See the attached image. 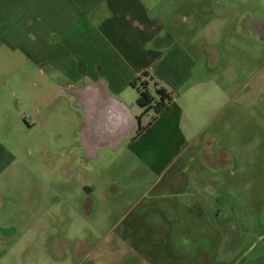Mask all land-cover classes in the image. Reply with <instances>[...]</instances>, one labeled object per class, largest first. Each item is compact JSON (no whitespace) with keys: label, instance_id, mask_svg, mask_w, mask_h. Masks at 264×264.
I'll return each mask as SVG.
<instances>
[{"label":"rangeland","instance_id":"obj_1","mask_svg":"<svg viewBox=\"0 0 264 264\" xmlns=\"http://www.w3.org/2000/svg\"><path fill=\"white\" fill-rule=\"evenodd\" d=\"M243 1L234 0L236 18H212L209 6L199 8L186 1L182 17L187 18L180 27L187 37L178 41L203 64L204 77L217 85L231 80V90L216 100L204 90L200 93L207 100L197 104L195 122L206 128L198 136L195 152L185 157L184 162L195 153L187 183L181 188L177 183L170 190H156L167 198L146 199L139 206L143 188L132 193L125 192L122 184L116 185L123 170L119 175V170L100 167V172L110 173L90 174L81 151H62L72 141V134L67 135L64 128L71 131L67 101L60 100L65 108L53 120L57 128L41 124L35 116L36 101L44 90L40 72L24 65L23 56L5 58L7 48L0 37V163L8 165L0 172V264H135L155 260L165 264L164 256L183 253L177 244L184 240L176 237L174 229L187 220L196 222L199 216L207 220L201 204L218 211L228 229L202 230L206 264H223L216 261L221 254L264 255V38H251L248 29L250 21L264 24V18H240L247 10L264 13V0L259 5L257 0ZM27 122L37 125L26 127ZM78 123L75 118V127ZM108 154L101 153L98 162ZM66 161L72 165L52 176L57 165ZM75 171L94 194L82 191L76 178L72 182ZM52 178L69 181L73 192L52 191ZM201 190L207 192L204 201L194 196ZM160 203L165 204L163 211ZM165 225L172 230L176 246L168 247L169 241L165 245L162 237L154 235Z\"/></svg>","mask_w":264,"mask_h":264},{"label":"crops","instance_id":"obj_2","mask_svg":"<svg viewBox=\"0 0 264 264\" xmlns=\"http://www.w3.org/2000/svg\"><path fill=\"white\" fill-rule=\"evenodd\" d=\"M162 1L164 5L157 0H0V37L7 48L5 58L18 54L25 58L24 65L30 64L40 72L44 90L36 101L37 120L47 129L49 125L57 128L53 120L65 108L61 107L60 100H66L71 131L64 128L67 135L72 134V141L62 151H81L86 161L84 168L90 174L108 173L107 170L100 172V167L110 172L119 170L118 174L123 170L122 179L116 185L122 184L125 192L132 193L143 188L138 206L146 199L167 198L162 192L155 193L156 190L167 191L177 183L181 188L187 183L189 164L194 161L195 153L188 157L189 163L184 162L185 157L195 152L198 136L206 128L195 122L197 104L207 100L200 93L204 90L211 100H216L231 90V80L217 85L204 77L203 64L178 41L187 37L180 26L187 18L182 14L188 0ZM191 1L195 7L209 6L211 12L213 9L212 18H236L238 7L234 0ZM257 1L259 5L263 0ZM240 18H264V13L252 14L247 10ZM248 25L251 38H264V24L252 20ZM144 72L149 76L142 80L149 82L152 96H156V85L172 94L168 111L157 115L150 110L143 114L138 104V88L132 83ZM75 118H79L76 127ZM140 124L145 129L137 136ZM26 125L32 128L37 122ZM103 152L110 155L103 156L100 163ZM71 165L70 161L59 164L51 175ZM7 167L0 163V172ZM73 176L72 182L76 178L75 182L82 184V191L88 189L89 194L95 193L81 180L80 172L75 171ZM51 184L52 191L74 190L68 187L69 181L52 178ZM148 184L150 187L145 193ZM194 196L204 201L207 192L201 190ZM159 207L164 210L165 204L160 203ZM201 207L206 211L207 220L199 216L196 222L187 220L185 225L174 229L176 237L184 240L177 244L182 246L183 253L164 256L167 264H206L208 258L201 249L202 230H228L218 211L208 210L202 204ZM170 231L165 225L154 235L157 239L162 237L165 245L169 241L168 247L176 246ZM216 261L264 264V255L221 254ZM145 263L157 264V260L135 264Z\"/></svg>","mask_w":264,"mask_h":264},{"label":"trees","instance_id":"obj_3","mask_svg":"<svg viewBox=\"0 0 264 264\" xmlns=\"http://www.w3.org/2000/svg\"><path fill=\"white\" fill-rule=\"evenodd\" d=\"M148 76L149 74L144 72L137 82L135 81L132 83L133 87L138 88V104L144 110L143 114L149 112L150 110H154L157 115L164 111H168L170 109L169 105L173 99L172 94L164 88H157L158 86L156 85V96H152L149 90V82L142 80L143 77ZM157 97L158 99H156ZM144 129L145 127L140 124L136 135H140Z\"/></svg>","mask_w":264,"mask_h":264}]
</instances>
